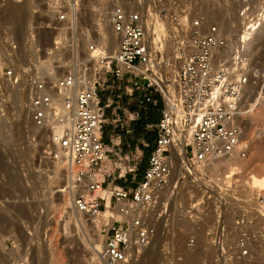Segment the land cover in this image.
Listing matches in <instances>:
<instances>
[{
	"label": "built area",
	"instance_id": "built-area-1",
	"mask_svg": "<svg viewBox=\"0 0 264 264\" xmlns=\"http://www.w3.org/2000/svg\"><path fill=\"white\" fill-rule=\"evenodd\" d=\"M79 1L46 0L50 20L40 28L66 34L64 44L53 41L47 48V54L57 53L59 61L36 59L19 67L22 52L10 38L0 48V79L13 87L20 82L27 86L25 106L32 140L39 143L42 158H63L60 170L69 172L70 183H65L61 192L67 193L69 204L85 218L109 210L99 221L98 263L131 264L155 236L170 233L167 221L181 183L200 192L197 197L189 196L175 213L180 220L176 231L187 252L207 243L215 247L217 260L228 257V225L222 207L225 194L211 186L208 170L201 171L198 166L233 154L246 156L243 111H248L242 103L256 77L247 41L258 25V15H249V5H243L239 15L246 16L244 33L235 34L205 23L200 16L191 18L184 11L160 6L157 15L170 25L175 63L165 92L149 76L152 63L141 12L128 8L123 0L94 1L95 25L109 28L116 47L112 51L103 45L97 48L93 39H87L88 50L94 51L92 66V59L85 56V44L81 45L80 37L86 31L80 30L83 16ZM35 40L32 35L31 49L43 53L42 43ZM91 73L90 81L86 77ZM122 87L129 99L139 93L137 108L107 118L105 110L113 103L110 91ZM67 88L71 93L57 98L61 89ZM158 101V120L144 127L151 126L154 137L137 179L143 148L149 147V142L132 138L134 146L124 150L119 138L105 142L103 127L119 125L124 134L132 136L130 123L148 104L156 106ZM118 104L112 107L115 112ZM174 155L180 158V170L174 165ZM97 189L107 190L108 196L92 195ZM212 199L216 200L213 208ZM256 199L261 202L263 197L258 194ZM251 223L243 217L236 221L234 242L239 261L249 257V243L257 238L250 236ZM160 264L172 263L165 260Z\"/></svg>",
	"mask_w": 264,
	"mask_h": 264
},
{
	"label": "rangeland",
	"instance_id": "rangeland-1",
	"mask_svg": "<svg viewBox=\"0 0 264 264\" xmlns=\"http://www.w3.org/2000/svg\"><path fill=\"white\" fill-rule=\"evenodd\" d=\"M94 1H79L83 16L80 30L87 32H83V36L80 37L81 45L85 44L87 47L86 44L89 42L87 39H93L96 44L99 42L107 46L106 42L101 41L102 38H107L110 31L109 28L95 25L96 14L92 8ZM123 1L128 8L137 9L144 14L150 60L153 61L154 67L158 66V70L153 69L151 78L155 76V79L159 78V81L163 80L169 86L175 66L172 69L165 64L174 57L173 42L169 23L165 24L157 15L160 6H166L173 11H184L191 18L200 16L205 23L216 25L225 33H237L241 25L239 17L241 7L245 4L250 8H257L264 0ZM45 3L46 0H0V48L10 38L17 41L19 52H22L21 60L17 61L19 67H23L24 62H33L36 59L59 61L57 53L47 54L49 52L47 48L51 47L53 41L64 44L66 34L40 28L43 23L50 20ZM261 33L249 47L256 77L251 79L242 103V108L248 111L246 114L243 111V139L247 143V153L245 157H231L232 160L237 159L238 163L240 159L248 163L237 171L224 167L222 163H218L216 168L212 164L210 167L209 164L198 166L201 171L208 170L211 186L214 189L220 188L225 194L222 207L228 225V242L225 246L229 256L217 260L215 247L207 243H199L192 253L187 252L183 238L176 231L180 220L175 213L187 203L189 196L197 197L200 192L191 190L188 184L181 183L180 193L171 205V215L167 221L170 233L155 236L154 241L145 250L144 257L139 256L131 264H160L165 260L172 264H190V258L197 261V264H264V182L259 184L261 187L252 183L255 176L264 179V151L258 158L252 156L250 152L253 141L264 136V123L262 124L259 119V114H256L264 97V30ZM32 35L42 43L43 53L37 54L31 49ZM97 38L101 40L98 41ZM68 52L66 51L65 56ZM156 71L157 73H154ZM19 84L21 85H15V88L0 79V264H11L15 255L20 256L16 264H99L96 249L93 248H98L96 244L99 245L97 227L102 219L100 217L93 222V219L85 218L83 214H77L78 212L71 209L67 193L61 192V187L66 183L64 173L62 174L60 170L61 163L58 170H55L57 161L55 164L54 160L42 158L39 143L32 140V129L24 108L27 86L25 87L22 82ZM110 92L113 103L105 112L112 110L118 101L121 109L117 108L110 119L121 117L123 106L120 100L122 99L124 103L128 101L124 88L113 89ZM115 94L120 96L115 97ZM156 112L159 113L158 110ZM149 114L148 111L147 115L152 116ZM136 121L130 123V129L134 130L133 123ZM148 123L153 121L149 119ZM117 127L119 129V125ZM147 129L144 128L142 131L146 135L145 140L149 142L147 148H150L154 134L151 126ZM133 130L131 134H134ZM145 165L146 159L143 156L137 179L141 177ZM175 167L181 169L179 158ZM258 194L263 197L261 202L256 199ZM255 199L257 204L254 203ZM210 202L213 208L216 200L212 199ZM242 217L252 221L248 230L250 236L255 235L257 238L249 243V257L239 261L234 240L237 235L236 221ZM200 236L203 237L202 234ZM25 251L27 255L24 260L22 255Z\"/></svg>",
	"mask_w": 264,
	"mask_h": 264
},
{
	"label": "bare ground",
	"instance_id": "bare-ground-1",
	"mask_svg": "<svg viewBox=\"0 0 264 264\" xmlns=\"http://www.w3.org/2000/svg\"><path fill=\"white\" fill-rule=\"evenodd\" d=\"M245 5V4H244ZM11 11V10H10ZM248 13H249V15H253V16H257L258 15V18H259V20H258V25H257V27L253 30V33H252V35L250 36V38H249V40L247 41V43H248V48L250 47V45H251V43H253V41L254 40H256V37L261 33V31H263L264 30V1L263 2H261L260 4H259V6L257 7V8H250V6L248 7ZM10 15H12V14H10ZM13 15H14V13H13ZM141 17H142V21H143V23H144V14L141 12ZM239 17H240V21H241V25H240V29L237 31V33H235V34H240L242 31H244V25L246 24V20H245V17L246 16H243V15H239ZM12 18V17H11ZM144 28H146V27H144ZM220 29V28H219ZM220 30H222V29H220ZM110 31V30H109ZM58 32H62L61 30L60 31H58ZM242 33H244V32H242ZM111 34V33H110ZM108 35L107 36V38H102V41L101 42H106L107 43V47H108V49H109V51H112L115 47H116V41H115V39H114V37H112L111 35ZM262 34V33H261ZM145 35H146V32H145ZM263 35V34H262ZM87 38V37H86ZM101 38V37H100ZM98 39V41L99 40H101V39ZM147 39V38H146ZM264 39V38H263ZM83 41H84V38H83ZM82 43V42H81ZM88 43V42H87ZM99 43V42H98ZM96 44V46H97V48H99V46H101V45H103V46H106L105 44ZM89 44V43H88ZM88 44H86L87 45V47H88ZM147 44H148V41H147ZM86 46H85V48H84V51H85V56L88 58V59H92V66L94 65V60H93V58L91 57L92 55H93V53H94V51L93 52H91V51H89L88 50V48H87ZM148 48H149V53H150V47H149V44H148ZM150 56H151V54H150ZM151 59H152V57H151ZM162 60V59H161ZM163 60H165V59H163ZM166 61V60H165ZM171 61L173 62V63H171ZM171 61H169L168 60V62L165 64V66L166 67H168V68H174V66H175V63H174V60L172 59ZM48 63H49V60H48ZM151 63H152V73H153V69H155V70H158L157 68H158V66L157 67H154L155 65H154V63H153V61L151 60ZM164 66V64H161V66ZM172 68V69H173ZM160 69V68H159ZM171 70V69H170ZM175 70V69H174ZM166 72V71H165ZM152 73L149 75L150 76V78H151V75H152ZM154 73H157V71L156 72H154ZM174 73V72H173ZM161 76V75H160ZM156 77H158V76H156ZM86 78H88L90 81L91 80H93V74L91 73L88 77H86ZM152 78H154L153 80H152ZM151 78V80L152 81H154L161 89H163L165 92H168V87H167V85L165 84V82L162 80V81H159L158 79L159 78H157V79H155V76L154 77H152ZM5 81V80H4ZM7 82V81H6ZM164 82V83H163ZM21 83V82H20ZM9 84V83H8ZM9 85H12V84H9ZM21 84H17L16 86H20ZM54 92V94H56V91L54 90L53 91ZM71 93V90L70 89H61V93H60V95L59 96H57V98H60V96H66V95H69ZM261 102V101H260ZM259 107H258V110L256 111V114L258 113L259 114V119L261 120V122H262V124L264 123V97H263V99H262V102H261V104L259 103ZM54 107V106H53ZM25 108V110L27 111V106H25L24 107ZM253 113V112H252ZM254 114V113H253ZM50 118L51 119H53V113H52V111H50ZM257 119H258V117H257ZM260 122V121H259ZM263 126V125H262ZM256 132V131H255ZM251 133H252V131H251ZM254 133V132H253ZM252 135V134H251ZM250 135V136H251ZM263 135V134H262ZM258 136V135H257ZM251 137H253V136H251ZM255 137V136H254ZM252 140V139H251ZM254 140V139H253ZM252 144V143H251ZM253 147H252V149H251V147H250V152H252V156H256L257 158L260 156V155H262V153H263V151H264V136L263 137H259V138H257V140H254L253 141ZM251 145V146H252ZM239 157V156H237L236 154H233V155H231V156H226V157H221V158H217V159H214V160H212L210 163H209V167L211 166L210 164H212L214 167L218 164V163H222L223 165H225L224 167H229L228 169H230V170H232V171H237L238 170V168H240V167H242V166H245V165H247V163L248 162H245L244 160L242 161V159H240V162L238 163V162H236V160L237 159H235V158H233V160H232V158L231 157ZM178 156L177 155H174V165H176V162L178 161ZM253 158V157H252ZM107 159V158H106ZM235 159V160H234ZM179 160H180V158H179ZM55 161V164H56V161H57V164L55 165V170H58V168L60 167L59 166V164L61 163V166L63 165V158H59L58 160H54ZM218 167V166H217ZM61 168V167H60ZM216 168V167H215ZM53 169V171H55ZM213 171V170H212ZM239 172V171H238ZM237 172V173H238ZM258 176V175H257ZM64 177H65V182H66V184H69L70 182H69V172L68 173H64ZM253 177V176H252ZM251 179V178H250ZM251 181V180H250ZM264 182V179L262 178V177H253V179H252V183H254L255 185L256 184H258V186H260L259 184L260 183H263ZM261 187V186H260ZM58 191H60V190H58ZM102 193V194H101ZM98 194H101V195H104L105 197H107L108 196V194H107V191L106 190H104V189H97V190H95L93 193H92V195H98ZM71 209H73L74 210V208L71 206ZM75 211V210H74ZM108 209H106L105 211H101V214H99V215H97V216H89V218H91V219H93L92 221L94 222V220H96V219H98V218H100L101 217V219L103 218L102 217V215L103 216H105L107 213H108ZM77 212V211H76ZM80 212H78L77 214H79ZM82 214V213H81ZM98 222V221H97ZM96 224V223H95ZM98 224V223H97ZM96 227H97V225H95ZM96 227H95V229H96ZM98 228V227H97ZM98 230V229H97ZM94 232V231H93ZM98 234V233H97ZM92 235H94V234H92ZM90 237H92V236H90ZM100 239V235H98L97 236V239ZM30 240V239H29ZM94 240H96V239H94ZM151 244V243H150ZM150 244L149 245H147V247L146 248H144V249H142L141 250V252L138 254V257L136 258V259H138L139 258V256H142V257H144V252H145V250L148 248V246H150ZM96 246L98 247V244H96ZM94 249H96V248H93V250ZM26 255H27V251H25L24 253H23V255H22V258L25 260L26 259ZM20 256L18 255V256H14V258L12 259V261H11V264H16V262H17V260H18V258H19ZM189 258V257H188ZM136 259H134L133 261H135ZM189 260V259H188ZM194 260V259H193ZM191 258H190V261H189V263L190 264H197V261H193ZM132 261V262H133Z\"/></svg>",
	"mask_w": 264,
	"mask_h": 264
},
{
	"label": "crops",
	"instance_id": "crops-1",
	"mask_svg": "<svg viewBox=\"0 0 264 264\" xmlns=\"http://www.w3.org/2000/svg\"><path fill=\"white\" fill-rule=\"evenodd\" d=\"M138 94L139 93L136 92L134 94V97L133 98H131V99L127 98L128 101L125 102V103L121 99L120 101H121V104L123 106L122 109L123 110H128V111L135 110L137 108V96H138ZM101 101L104 102L103 99ZM117 103H119V102L117 101ZM119 109H121V106L120 105H119ZM160 109H161V103H160V101H158V104L156 105V107L148 104L147 105V110H143L140 113V115L138 116V118L136 119L137 121L133 123L134 124V127L133 128H134L135 132H134L133 129H131L134 132V134H132V136H129V135L124 134L123 131L120 128L118 129L117 125H112L111 127L109 125H105L103 127V133H104V140H105V142L109 143L110 142V139L111 140H114L116 138H119L120 141H121V144H122V148L124 150L131 149L134 146V143H135V141H133L132 138H134L136 140H139V139H142V138L146 139L145 138L146 135L142 131V129H144V125L148 123V120L149 119H150V121H153V123L158 120V118L160 116ZM156 110L159 111L158 114H157ZM148 111L150 113L149 115H152L153 117L147 115V112ZM115 113H116L115 110H110L107 113L105 112V116L107 118H110ZM155 114H157V116H155ZM149 151H150V148H143L144 158H147L148 157ZM107 179H109V178H107ZM117 183L118 184H123V181L122 180H118Z\"/></svg>",
	"mask_w": 264,
	"mask_h": 264
},
{
	"label": "trees",
	"instance_id": "trees-1",
	"mask_svg": "<svg viewBox=\"0 0 264 264\" xmlns=\"http://www.w3.org/2000/svg\"><path fill=\"white\" fill-rule=\"evenodd\" d=\"M147 160V158H145Z\"/></svg>",
	"mask_w": 264,
	"mask_h": 264
}]
</instances>
